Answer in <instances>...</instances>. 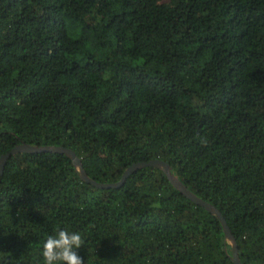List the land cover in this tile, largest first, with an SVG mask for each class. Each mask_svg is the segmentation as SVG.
<instances>
[{"label": "trees", "instance_id": "trees-1", "mask_svg": "<svg viewBox=\"0 0 264 264\" xmlns=\"http://www.w3.org/2000/svg\"><path fill=\"white\" fill-rule=\"evenodd\" d=\"M23 142L73 149L104 183L167 161L264 264V0H0V157ZM60 227L83 264H236L221 220L159 167L100 188L67 154H13L0 264H37Z\"/></svg>", "mask_w": 264, "mask_h": 264}, {"label": "water", "instance_id": "water-1", "mask_svg": "<svg viewBox=\"0 0 264 264\" xmlns=\"http://www.w3.org/2000/svg\"><path fill=\"white\" fill-rule=\"evenodd\" d=\"M44 151H50V152H57V153H64L71 157L74 165L76 166L77 170L79 171V174L81 178L89 183L94 184L96 187L100 188H113V187H120L122 186L127 178L130 176L132 172L135 170H138L142 167L146 166H156L164 170V172L167 174L168 178L171 180V182L187 197L192 199L194 202L204 206L207 208L210 212L215 214L222 222L226 237L231 242L234 248V256L233 259L236 264H243L239 255H238V243L234 235L232 234V231L230 229V226L228 225L223 213L220 211V209L215 206L214 204L205 201L204 199L197 196L195 193H193L188 187L178 178L174 175V173L171 170L170 164L162 159H153L150 161H141V162H135L131 164L123 173L121 179L116 182H110V183H104V182H98L94 179H92L88 173L86 172L84 165L82 163L81 158L76 154V152L66 146H58V145H33L30 143L23 142L21 144L16 145L14 148H12L9 152L3 154L0 157V183L2 179V175L5 170V165L7 160L15 153L18 152H44Z\"/></svg>", "mask_w": 264, "mask_h": 264}, {"label": "clouds", "instance_id": "clouds-1", "mask_svg": "<svg viewBox=\"0 0 264 264\" xmlns=\"http://www.w3.org/2000/svg\"><path fill=\"white\" fill-rule=\"evenodd\" d=\"M82 245L84 238L79 231L57 228L42 242L37 264H83L76 251Z\"/></svg>", "mask_w": 264, "mask_h": 264}]
</instances>
